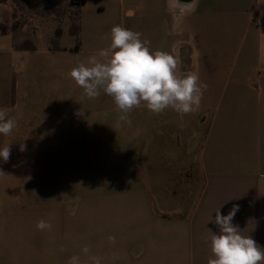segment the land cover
<instances>
[{"label": "crops", "instance_id": "obj_1", "mask_svg": "<svg viewBox=\"0 0 264 264\" xmlns=\"http://www.w3.org/2000/svg\"><path fill=\"white\" fill-rule=\"evenodd\" d=\"M37 16L19 24L13 0H0V108L17 121L0 134V148L11 144L0 264H208L215 212L233 206L264 248V0H86L78 49L66 22L62 51L51 50L60 21ZM114 25L196 72L200 107L153 114L142 103L117 126L111 97H85L68 73L109 46Z\"/></svg>", "mask_w": 264, "mask_h": 264}, {"label": "clouds", "instance_id": "obj_2", "mask_svg": "<svg viewBox=\"0 0 264 264\" xmlns=\"http://www.w3.org/2000/svg\"><path fill=\"white\" fill-rule=\"evenodd\" d=\"M110 36L107 48L72 68L68 76L88 99H97L101 93L112 98L119 112L117 126L121 122L131 125L130 113L142 103L153 114L171 109L183 115L200 107L207 85L200 82L196 72H179L177 56L162 50L151 52L149 41L141 39L142 33L121 25H114ZM7 112L0 108V134L5 137L17 127V121L8 118ZM10 152L11 144H5L0 148V159L7 162ZM237 211L238 206H233L227 215L215 212L219 232L208 229L212 233L208 264H264V248L233 223ZM37 228L50 230L51 224L40 220ZM69 264H78V257H71Z\"/></svg>", "mask_w": 264, "mask_h": 264}, {"label": "trees", "instance_id": "obj_3", "mask_svg": "<svg viewBox=\"0 0 264 264\" xmlns=\"http://www.w3.org/2000/svg\"><path fill=\"white\" fill-rule=\"evenodd\" d=\"M68 1H69L70 10L73 11V14H71V18H70V23H71L70 35L76 38L77 41L76 49H78L80 42V33H81V9L85 4L86 0H68ZM24 2L28 7V9L40 14L44 13V11H46L51 4V0H24ZM62 35H63L62 28L60 27L57 28L51 40L52 42L51 50L53 51L63 50V48L60 47V39ZM18 48L34 50L35 46L33 42H31L30 40H24L21 46H18Z\"/></svg>", "mask_w": 264, "mask_h": 264}, {"label": "rangeland", "instance_id": "obj_4", "mask_svg": "<svg viewBox=\"0 0 264 264\" xmlns=\"http://www.w3.org/2000/svg\"><path fill=\"white\" fill-rule=\"evenodd\" d=\"M13 2L16 5L17 16L20 17L19 24H21L24 19L26 20L27 18H32L33 15H39L37 17H46V20H51V18L55 16L60 21L59 27L63 30V24L66 22H70L71 14H73V11L70 10L68 0H51L49 8L42 14L33 12L28 9L24 0H13ZM33 27L35 29H38L39 25L33 24L32 28ZM28 34L30 36L33 35V31L30 30ZM70 42H72L71 39L69 37H66L63 40V45H70Z\"/></svg>", "mask_w": 264, "mask_h": 264}]
</instances>
